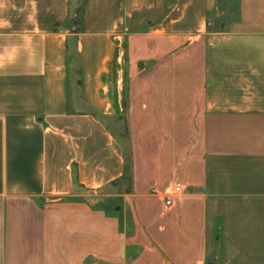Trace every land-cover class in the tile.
<instances>
[{
    "label": "crops",
    "instance_id": "0c3cea01",
    "mask_svg": "<svg viewBox=\"0 0 264 264\" xmlns=\"http://www.w3.org/2000/svg\"><path fill=\"white\" fill-rule=\"evenodd\" d=\"M0 264H264V0H0Z\"/></svg>",
    "mask_w": 264,
    "mask_h": 264
},
{
    "label": "rangeland",
    "instance_id": "374dc122",
    "mask_svg": "<svg viewBox=\"0 0 264 264\" xmlns=\"http://www.w3.org/2000/svg\"><path fill=\"white\" fill-rule=\"evenodd\" d=\"M99 205L106 207L109 211L115 212L117 211L116 205H122V202L119 199H115V200L107 199L105 201L99 202ZM130 217H131L130 214H127V220H129Z\"/></svg>",
    "mask_w": 264,
    "mask_h": 264
},
{
    "label": "built area",
    "instance_id": "2783aa9c",
    "mask_svg": "<svg viewBox=\"0 0 264 264\" xmlns=\"http://www.w3.org/2000/svg\"><path fill=\"white\" fill-rule=\"evenodd\" d=\"M173 194H181L183 192V187L181 184L177 183L173 186L172 189Z\"/></svg>",
    "mask_w": 264,
    "mask_h": 264
}]
</instances>
